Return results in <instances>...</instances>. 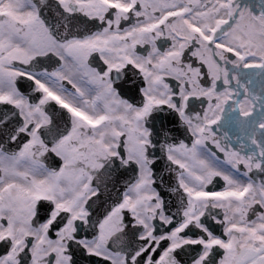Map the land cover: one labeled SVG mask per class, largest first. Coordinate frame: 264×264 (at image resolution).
Instances as JSON below:
<instances>
[{
  "label": "snow or ice",
  "instance_id": "snow-or-ice-1",
  "mask_svg": "<svg viewBox=\"0 0 264 264\" xmlns=\"http://www.w3.org/2000/svg\"><path fill=\"white\" fill-rule=\"evenodd\" d=\"M0 264H264V0H0Z\"/></svg>",
  "mask_w": 264,
  "mask_h": 264
}]
</instances>
